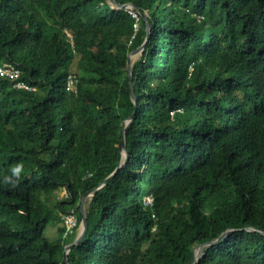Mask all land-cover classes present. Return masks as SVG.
Listing matches in <instances>:
<instances>
[{"label": "trees", "instance_id": "1", "mask_svg": "<svg viewBox=\"0 0 264 264\" xmlns=\"http://www.w3.org/2000/svg\"><path fill=\"white\" fill-rule=\"evenodd\" d=\"M116 1L136 30L112 0H0V64L34 87L0 76V264H64V215L79 225L134 110L67 263L192 264L213 240L197 264H264V0Z\"/></svg>", "mask_w": 264, "mask_h": 264}, {"label": "water", "instance_id": "2", "mask_svg": "<svg viewBox=\"0 0 264 264\" xmlns=\"http://www.w3.org/2000/svg\"><path fill=\"white\" fill-rule=\"evenodd\" d=\"M113 5H115L116 7L120 8V9H128V8H134V5L131 3H121V2H117L116 0H112ZM137 12L139 14V16L141 17V19L144 21L145 23V29H146V36H145V40L144 42L137 48H135L134 50L130 51L127 54V62H126V70L128 72V85H129V94H130V98L134 103V106L136 107V100H135V95L133 93V85L131 82V74H130V64H131V60L133 59V57H135L136 55H138L142 49L145 46V41L147 40V36L150 32V23L148 21L147 18V14L144 12H141L137 9ZM135 114V110L131 113V115H129L126 119H124L122 121V128H121V140H120V154H121V158L120 161L118 162L116 168L114 169V171L109 174L103 181L97 183L94 187H92L91 189L87 190L86 192H84L81 197H80V203H79V212H80V223L78 225V235L75 238V240L73 242H71L70 244L66 245L63 249V262L64 264H68L67 263V253L68 251L72 248V246L78 244L81 239L83 238L85 232H86V228H87V221H86V215H85V201L86 199H90L93 197V195L99 191L101 188H103L109 181L110 179L113 177V175L116 173V171L119 170V168L121 166H123L127 160L128 157V153L126 151V147H125V138H124V134H125V130L128 126V124L130 123V121L133 119ZM247 230L249 231H253L254 229L251 227H246ZM229 231V230H228ZM228 231H224L221 235L224 236L227 234ZM214 241L213 240H209L206 242H203L202 244H200L199 246H197L194 251H193V258H192V264H197V262L200 259L201 256V252L202 250L206 247L209 246L211 244H213Z\"/></svg>", "mask_w": 264, "mask_h": 264}, {"label": "built area", "instance_id": "3", "mask_svg": "<svg viewBox=\"0 0 264 264\" xmlns=\"http://www.w3.org/2000/svg\"><path fill=\"white\" fill-rule=\"evenodd\" d=\"M133 8H129V12L131 14V16L135 19V23H134V30H136L138 28V16L136 15V13L134 11H132ZM137 12V11H136ZM20 74V71L16 68V66L9 64V63H3L0 66V75L1 76H5L8 77L12 80L16 79ZM77 78L74 75H71L69 77H67V83H66V90L68 91H72L73 93L76 92L77 90ZM16 87L18 88H23L26 90H30L31 87L27 84H25L24 82L21 81H17L16 83ZM61 196L62 197H66V191L65 189H63V192H61ZM148 203L151 202V199L148 198ZM76 219L73 215H66L64 217V234H69L71 232H73V229L76 227Z\"/></svg>", "mask_w": 264, "mask_h": 264}, {"label": "clouds", "instance_id": "4", "mask_svg": "<svg viewBox=\"0 0 264 264\" xmlns=\"http://www.w3.org/2000/svg\"><path fill=\"white\" fill-rule=\"evenodd\" d=\"M129 9V8H128ZM69 35V34H68ZM3 63H9V62H2L1 64H0V66L3 64ZM9 64H11V63H9ZM13 65V64H12ZM15 66V65H14ZM17 68V67H16ZM18 69V68H17ZM19 70V69H18ZM20 71V70H19ZM20 75H21V71H20V74H19V76L16 78V79H14V80H12V79H10V78H8V77H6V78H8V79H10L13 83H14V87L15 88H17V89H23V88H18V87H16V83H17V81H21V82H24L23 80H21L19 77H20ZM1 76V75H0ZM3 77H5V76H3ZM25 83V82H24ZM25 84H27V83H25ZM27 85H29V84H27ZM30 87H31V89L30 90H26V89H24V90H26V91H31V90H34V87L33 86H31V85H29ZM22 170H23V164H17V165H15L14 167H12L11 168V175L10 176H5L4 177V182L6 183V184H12L13 186H16V183L18 182V180H19V178L21 177V173H22ZM15 178V179H14ZM64 189V188H63ZM63 189H60V195H59V197H60V199H62L63 200V197L61 196V192H63ZM66 215H69V214H65L64 215V217L66 216ZM76 223H77V221H76ZM63 226H64V222H63ZM78 223L76 224V237H77V235H78ZM64 230H65V227L63 228V233H64ZM75 237V238H76ZM75 240V239H74ZM73 240V241H74ZM72 241V242H73Z\"/></svg>", "mask_w": 264, "mask_h": 264}, {"label": "rangeland", "instance_id": "5", "mask_svg": "<svg viewBox=\"0 0 264 264\" xmlns=\"http://www.w3.org/2000/svg\"><path fill=\"white\" fill-rule=\"evenodd\" d=\"M138 25H139V23H138ZM136 57H137V55L135 57H133V59H135ZM59 195H60V191L57 192V197H59ZM55 226H56V224L49 225L43 233L44 237L49 242H55L56 238H58V234H57Z\"/></svg>", "mask_w": 264, "mask_h": 264}]
</instances>
